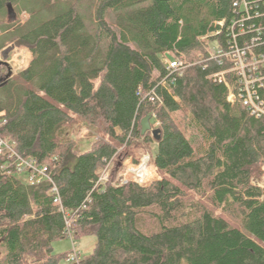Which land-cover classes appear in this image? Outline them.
Listing matches in <instances>:
<instances>
[{"label": "trees", "instance_id": "trees-1", "mask_svg": "<svg viewBox=\"0 0 264 264\" xmlns=\"http://www.w3.org/2000/svg\"><path fill=\"white\" fill-rule=\"evenodd\" d=\"M238 1L0 0V52L32 55L0 78V136L52 179L25 181L0 156V264L70 262L53 251L70 235L96 238L79 264H264V118L196 62ZM148 116L159 140L142 134ZM84 124L100 136L86 146ZM140 152L160 179L99 184L114 157Z\"/></svg>", "mask_w": 264, "mask_h": 264}, {"label": "built area", "instance_id": "built-area-1", "mask_svg": "<svg viewBox=\"0 0 264 264\" xmlns=\"http://www.w3.org/2000/svg\"><path fill=\"white\" fill-rule=\"evenodd\" d=\"M261 1L262 11L259 9V3L257 2L252 4V7L247 0H239L234 3V8H236V15L234 18H232L228 24L225 20L215 23L216 30L213 36L224 33V40L221 41L218 39L211 42L215 45L209 46L205 57L199 60V63H202L204 68H207L209 63H215L219 69L210 72L208 78L224 83L229 90V102L232 105L240 103L248 110L250 115L258 118H264V39H261L263 37L262 33L264 32V0ZM259 18H261V20L260 23L257 24L255 21ZM252 28H254L255 31H253ZM247 32L249 33L247 34L248 38L243 39L242 37H244ZM10 48L12 53H14V50L22 51L21 48L23 49L24 47H18L16 49L11 46ZM7 50L0 52V63L10 65L13 75L27 69L31 60H29L25 67L20 66L14 69L12 63L15 56L10 59L5 57ZM166 66L170 74L176 73L177 75L179 74V76L182 75L185 67L184 62L177 58L166 62ZM4 115L5 111L0 110V119L3 118ZM4 124L5 122H0V128ZM0 156L8 157V167L15 166L18 172L27 173L30 183L39 184L46 180H52L48 167H41L35 160L20 156L12 145L1 136ZM106 171L108 170L106 169ZM137 178H141V176L132 172L129 175V182L139 184L140 182H138ZM127 181V179H124V182ZM105 183L106 181L102 183V178L100 177L99 184ZM119 185L123 184L120 182L113 184V186ZM52 193L58 194V190L55 186L52 188ZM55 201L60 202L59 196H56ZM70 238L72 240V235H70ZM69 255L71 261H75L78 258L75 252Z\"/></svg>", "mask_w": 264, "mask_h": 264}, {"label": "rangeland", "instance_id": "rangeland-1", "mask_svg": "<svg viewBox=\"0 0 264 264\" xmlns=\"http://www.w3.org/2000/svg\"><path fill=\"white\" fill-rule=\"evenodd\" d=\"M28 17L29 15L24 13L20 15L19 18H16V19H19L20 21L25 22L28 19ZM212 45H215V44H212ZM10 47L5 49V50L8 49L6 51L7 54L5 57H8V59H10L11 57L15 56V59L12 63V66L14 67V69H17L20 66L25 67L27 63L29 62V60H31L30 58H32V55L30 54L28 49L21 48L22 51L14 50V53H12V51L10 50L11 49ZM12 47H15L16 49L18 48V46L16 45L14 46L12 45ZM202 57H205V53H201L197 55L196 62H199V60ZM168 61H170V59H165V64ZM8 68H10L11 70L10 65H8ZM8 68L6 66L5 67L0 66V78L5 77L8 74ZM158 126H159V123L158 121H156L155 124L152 125V129H156ZM76 138L77 140H80L83 143V146H86L87 145L86 142H88L90 139L98 140L100 136L97 135V132H95V130L90 128L88 125L84 124L78 130ZM84 148L85 147H83V149ZM137 156H138L137 158L139 159L138 162H136L134 158H131V157L123 162L114 157L112 162L108 164L106 168H104V170L100 174L101 175L100 177L102 178V183L106 181V183H109L112 185L115 183H119V182L122 184H126L129 182V175L132 172H135L137 175L141 176V178H137V180L138 182H140L139 183L140 185L145 186V187L150 186L154 181L160 179V175L153 165L152 155L149 152H140ZM117 167H118V170L116 172L115 178L111 180L112 179L111 177L113 175V170H114L113 168H115L116 170ZM106 169L108 171H106ZM17 176L25 181L28 180V177H27L28 174L25 172L21 174H17ZM124 179H127L128 181L124 182ZM95 243H96V238L93 236L82 237V238H79L78 240L74 239L73 242L70 239H63L53 244V249H54L53 251L56 254H62L66 252H70V254H72L75 252V254H77L78 256V258L75 261L73 260L71 261L69 259L70 257L69 255L68 260L70 262L63 259L60 262V264H77L81 262L82 254H88L92 251Z\"/></svg>", "mask_w": 264, "mask_h": 264}, {"label": "water", "instance_id": "water-1", "mask_svg": "<svg viewBox=\"0 0 264 264\" xmlns=\"http://www.w3.org/2000/svg\"><path fill=\"white\" fill-rule=\"evenodd\" d=\"M0 66H7V68H8V65L5 63H3V64L0 63ZM10 74H11V70H10V68H8V74H7L6 78H8L10 76ZM141 127H142V134H146L147 132H151L156 140L160 139V136H159L160 130L152 129L150 116L145 117L141 121Z\"/></svg>", "mask_w": 264, "mask_h": 264}, {"label": "bare ground", "instance_id": "bare-ground-1", "mask_svg": "<svg viewBox=\"0 0 264 264\" xmlns=\"http://www.w3.org/2000/svg\"><path fill=\"white\" fill-rule=\"evenodd\" d=\"M3 64V63H2ZM10 79V78H9Z\"/></svg>", "mask_w": 264, "mask_h": 264}, {"label": "crops", "instance_id": "crops-1", "mask_svg": "<svg viewBox=\"0 0 264 264\" xmlns=\"http://www.w3.org/2000/svg\"><path fill=\"white\" fill-rule=\"evenodd\" d=\"M31 59V58H30Z\"/></svg>", "mask_w": 264, "mask_h": 264}]
</instances>
